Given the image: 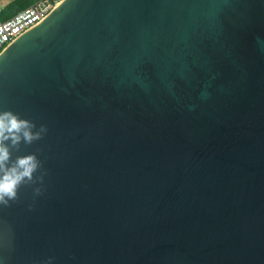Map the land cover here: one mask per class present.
Here are the masks:
<instances>
[{
	"label": "water",
	"instance_id": "95a60500",
	"mask_svg": "<svg viewBox=\"0 0 264 264\" xmlns=\"http://www.w3.org/2000/svg\"><path fill=\"white\" fill-rule=\"evenodd\" d=\"M0 110L47 127L0 264H264V0H61Z\"/></svg>",
	"mask_w": 264,
	"mask_h": 264
},
{
	"label": "clouds",
	"instance_id": "9594fccd",
	"mask_svg": "<svg viewBox=\"0 0 264 264\" xmlns=\"http://www.w3.org/2000/svg\"><path fill=\"white\" fill-rule=\"evenodd\" d=\"M46 133L45 125L37 127L33 121L21 118L19 113L0 110V206L8 208L18 202L22 187H31L34 198L43 194L47 173L37 153L13 158V152H20L22 144L31 145L43 139ZM31 208L29 205V210ZM41 264H53V258L48 257Z\"/></svg>",
	"mask_w": 264,
	"mask_h": 264
},
{
	"label": "built area",
	"instance_id": "2783aa9c",
	"mask_svg": "<svg viewBox=\"0 0 264 264\" xmlns=\"http://www.w3.org/2000/svg\"><path fill=\"white\" fill-rule=\"evenodd\" d=\"M9 2L17 0H8ZM61 0H34L21 12L0 19V52L20 34L39 22Z\"/></svg>",
	"mask_w": 264,
	"mask_h": 264
},
{
	"label": "trees",
	"instance_id": "16d2710c",
	"mask_svg": "<svg viewBox=\"0 0 264 264\" xmlns=\"http://www.w3.org/2000/svg\"><path fill=\"white\" fill-rule=\"evenodd\" d=\"M34 0H17L13 2H9V4L0 11V19H7L19 12L23 9L27 8Z\"/></svg>",
	"mask_w": 264,
	"mask_h": 264
},
{
	"label": "crops",
	"instance_id": "0c3cea01",
	"mask_svg": "<svg viewBox=\"0 0 264 264\" xmlns=\"http://www.w3.org/2000/svg\"><path fill=\"white\" fill-rule=\"evenodd\" d=\"M9 4V1L0 0V11L3 10L7 5Z\"/></svg>",
	"mask_w": 264,
	"mask_h": 264
},
{
	"label": "rangeland",
	"instance_id": "374dc122",
	"mask_svg": "<svg viewBox=\"0 0 264 264\" xmlns=\"http://www.w3.org/2000/svg\"><path fill=\"white\" fill-rule=\"evenodd\" d=\"M5 1H7V0H5Z\"/></svg>",
	"mask_w": 264,
	"mask_h": 264
}]
</instances>
